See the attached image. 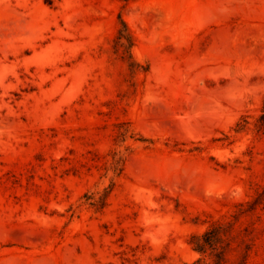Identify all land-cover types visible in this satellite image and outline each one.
I'll return each instance as SVG.
<instances>
[{
  "label": "rangeland",
  "instance_id": "obj_1",
  "mask_svg": "<svg viewBox=\"0 0 264 264\" xmlns=\"http://www.w3.org/2000/svg\"><path fill=\"white\" fill-rule=\"evenodd\" d=\"M216 223L264 264V0H0V264H192Z\"/></svg>",
  "mask_w": 264,
  "mask_h": 264
},
{
  "label": "trees",
  "instance_id": "obj_2",
  "mask_svg": "<svg viewBox=\"0 0 264 264\" xmlns=\"http://www.w3.org/2000/svg\"><path fill=\"white\" fill-rule=\"evenodd\" d=\"M230 225L231 224L216 223L202 235H193L191 237L190 244L193 250L200 254V258L192 264L226 263L225 252L233 249V244L229 238ZM244 263L245 262H241L238 264Z\"/></svg>",
  "mask_w": 264,
  "mask_h": 264
}]
</instances>
